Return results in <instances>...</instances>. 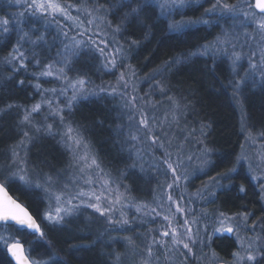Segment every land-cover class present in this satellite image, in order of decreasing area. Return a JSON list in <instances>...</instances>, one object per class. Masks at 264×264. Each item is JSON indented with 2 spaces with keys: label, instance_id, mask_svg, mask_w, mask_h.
<instances>
[{
  "label": "rangeland",
  "instance_id": "1",
  "mask_svg": "<svg viewBox=\"0 0 264 264\" xmlns=\"http://www.w3.org/2000/svg\"><path fill=\"white\" fill-rule=\"evenodd\" d=\"M7 1L10 4L4 2L6 7L13 9L17 14V17L14 15L15 18L9 23V30H15L13 34L16 38L10 52L0 62L3 66L6 65L12 70L10 74L17 72L21 68V59L14 48L19 47L22 53H25L27 49V54L32 56V63L24 70L31 77L30 83L35 92V101L27 104L26 108L13 109L12 112L10 111V116L6 117L7 120L12 122V130L15 136L6 148L0 152V182L2 181L5 184V182L11 181L23 185L27 189H36L45 203L39 219L43 225L49 228L50 232H54L60 240L65 238V234H63V231L59 232V229L68 225L66 231L71 230L70 235L72 238L79 239L80 247L84 245L86 248L90 245L89 256L101 260L85 261V264H188L189 261H198L200 262L198 264H230L233 259L232 253L229 259L225 260L220 258L209 246L210 234L211 237L222 235L213 233V227L218 226L216 217L222 211L219 212L215 208L211 209L209 203L214 199L213 193H215V190L225 186L223 180H229V175L233 173L227 171L222 173H227V175H207L210 148L204 140V127H201L198 121L195 124L196 121L193 122L192 117H188L193 110L190 101H187L184 97L179 100L176 95L166 90L164 86L166 84L164 81L166 72L162 70L158 73L150 72L146 79L137 80L127 67V61H124V66L121 65V68L105 69L104 64L112 57L117 47H122L123 52L131 51L119 43L115 33H113V25L118 22L112 21L113 15L117 18L115 12L116 2L108 0L104 4L100 0H59L72 17L83 22L82 26L77 27L73 24V21L65 20L61 15H57L55 19L52 16L32 15L21 6L24 0ZM140 2L141 0L137 1V3ZM222 2L235 5L239 18L234 20L231 14L227 13L221 18L219 9H217L215 15L205 14V9L210 8L215 0H198V2L191 3L184 9L173 12L167 18L163 17L168 23L173 20L209 21L208 24L197 23L190 26L205 27L210 30L212 37L209 42L195 49L193 53L197 54L194 56H209L215 60L221 59L227 64L232 76L229 83L231 91L241 110L243 87L246 84H249L252 89L264 86V77H262V74H264V39H262L264 33L260 32L255 21L246 20L243 13L245 11L256 12L257 20L261 18V14L255 9L250 10L248 8L253 0H222ZM118 3L121 4L122 2L118 1ZM2 5V2H0L1 8ZM196 6L200 17L196 19L186 18L184 16L185 11ZM156 7L160 14V8L157 5ZM20 13H24V15L21 16ZM89 20L93 21L91 25H88ZM213 28L215 29L212 32ZM85 29H87L85 35L80 36L78 33ZM24 32H28L30 35L27 40L21 41L20 37ZM64 32L68 33L67 37L63 35ZM7 33L0 31V35H6ZM41 35L44 36V40L34 46L30 41ZM74 36L77 39L84 40L87 47L81 51L78 57L71 58L64 72L67 80L57 79L56 70L63 66L61 61L67 55L64 45L68 44ZM89 37L95 40L96 45L100 48L104 47V43H101V41L107 42L106 57H101L97 47L89 42ZM217 37H220V40L226 41V43L220 44L218 48L216 46L210 47L207 54H201L205 45H215ZM234 52L240 54V60L235 64H233ZM10 54L16 55L17 59L9 62L11 59ZM87 56L95 59V68L93 67L91 70L94 72L95 70L103 71L104 78L90 80L80 75L82 72L77 65L79 62H83ZM123 58L125 60L126 57L123 56ZM182 59L186 60L189 57H183ZM37 60L41 61L39 65L36 63ZM253 63L256 65L255 69L251 67ZM48 64L54 65L52 69L54 75L50 77L40 76L39 74L46 70ZM109 68H111L110 64ZM121 72L124 73L125 80L128 83L126 89L123 87L124 82L119 81ZM80 78L88 82L86 92L77 94V99L72 102V106L69 108L67 105L73 91L68 85ZM37 84L40 85L39 89L35 87ZM113 87L117 89L115 93H112ZM101 88H104L105 91H101ZM25 89L23 82L22 98L29 97ZM53 89L56 91L53 92ZM61 89H65L64 94H61ZM188 94L189 90L185 88V96H188ZM101 97L115 101V114L117 115L114 118L115 130L120 131V136H123L124 144L131 157L129 168L122 174L120 173V166H118L121 156L112 144L108 145L109 148L106 149V155L111 159L108 160V163L97 161L99 168L81 173L80 168L83 163L79 162L77 158L82 154V150L75 153L61 142V134L66 130V127L71 125L74 128L70 114L75 105L80 101ZM133 97H135L134 101L132 100ZM47 101H51L53 108L63 110L61 113L64 116L63 124L58 116L53 117L51 115ZM130 101L132 103H129ZM37 103H42L41 111L32 115L30 123L23 122L25 110L30 111L32 106ZM133 103L135 107L132 106ZM101 106L104 109L107 108L105 104H101ZM4 109L9 110V108ZM173 113L176 114L178 123L173 120ZM130 116H134V118L129 120ZM141 116H147L150 121L155 118L154 133L164 143L163 149L152 144L147 130L140 129L137 131ZM80 118V114L75 116L76 120L73 117L82 126L84 124ZM160 121H164V123L161 125ZM48 124L53 125V134L51 135L47 132ZM2 127L3 125L0 124V129ZM242 127L245 134L238 156L246 157V159L242 160L239 165L244 166V171L256 184L261 199L264 200L261 193V185H264V138H262V133H259L258 136L251 133L245 124ZM38 128L39 131H37ZM24 131L28 133L27 137H25ZM130 134H137L138 140H131L129 138ZM90 135L95 137L91 133ZM22 141L23 143H21ZM206 148L207 152H205ZM14 151L18 153L15 161L13 159ZM165 151L171 153L170 160L173 164H180L177 171L181 179L178 181V186H174L172 189L168 188V184L172 183L173 177L171 172L168 171L167 165L162 162ZM50 152H54V155L59 156L54 163L45 160V155ZM91 155L94 156L93 153ZM188 157H191V160ZM107 159L109 158L107 157ZM203 160H207L208 163L201 171ZM250 164L252 170L249 169ZM239 165L236 163L234 166L237 169ZM21 167L24 168L22 174L31 181L30 184L21 182L19 174L13 175V173H19ZM130 171L132 173L136 172L140 177L131 173L126 174ZM166 172L167 176L165 175ZM186 174L188 176L187 180L184 179ZM198 175L204 178L198 188H194L191 182ZM252 176H256L257 179L253 180ZM89 177L93 181L92 184L85 183V180ZM49 178L51 179L49 180ZM105 180L108 181L107 185L104 183ZM37 183L41 186L36 187ZM81 190L85 192L94 191L96 195L101 193L107 195L111 192L110 199L115 201L119 195L120 201L119 203L109 204L107 200H102L100 202L101 207L111 208L112 211L105 216H101L94 208L88 206L90 203H98L94 198L90 200L88 196H84L72 199ZM61 193H63V196L58 205L55 197ZM147 193L149 197L145 200L144 197ZM169 194L173 196V201H168ZM70 199L71 203H68ZM177 203L185 209L183 214L176 212ZM58 206L69 208L71 212L63 215V219L59 223L48 220L46 213L55 215V209ZM137 208L140 209L139 212ZM153 208L160 213L159 216L152 212ZM223 213L226 216H236L242 212ZM165 215L175 216L172 227L177 229L180 234L178 238L184 240V242H188L184 220L187 219L190 222L189 226L193 230V238L197 240V243L192 246L194 255H185L187 250L183 248V244L174 245L171 235L161 236V232L170 230L168 222L163 219ZM110 218L114 221L127 219L129 223L123 226L116 223L109 224ZM194 219L197 222L191 223ZM233 223L240 225V236L244 240H247L248 237L260 236L259 230H255V226L248 222L245 223L238 219ZM5 233L4 229L0 230V236L10 237L9 240H20L19 237L12 234L6 236ZM202 235L205 237L204 240ZM223 235H229L233 238L236 246L233 251H236L238 249L236 236L227 233ZM40 240V237H37L34 239L35 243L32 242L34 244L33 253H30V247L26 249V252L34 264H50L51 261L56 259V256L51 252L49 254L48 250L38 256L37 248H34V246ZM258 243L261 246L262 243L264 244V239L262 240L261 237ZM149 246L152 248L151 256L148 255ZM44 247L46 248V245ZM213 253L216 254L214 262ZM117 256H119V260H117ZM257 262H259L258 264H264L263 252L257 255Z\"/></svg>",
  "mask_w": 264,
  "mask_h": 264
},
{
  "label": "trees",
  "instance_id": "2",
  "mask_svg": "<svg viewBox=\"0 0 264 264\" xmlns=\"http://www.w3.org/2000/svg\"><path fill=\"white\" fill-rule=\"evenodd\" d=\"M107 1L100 0L104 4ZM112 1L116 2L115 12L117 18L113 15V19H111L112 21H118L113 25V33H115L119 43L126 46L127 50H131L123 52V56L126 57L125 60L122 55L117 57L116 68H121V65L124 66V61L128 60L127 67L137 80L146 79L150 72L158 73L161 70L166 72L164 78L166 90L176 95L179 100L184 97L187 101H190L193 110L188 117H192V121H196L195 124L198 121L206 131L205 143L211 150V162L207 175L227 172L236 164L244 140L243 124L251 133L257 136L262 133V138H264V88L252 89L249 85L245 86L241 95L242 108L241 110L238 109L229 84L232 76H230L227 64L221 59L215 60L209 56L191 55L197 47L199 48L210 41L212 38L210 30L203 26H197L188 27L181 31H170L168 21L159 14L156 5L145 6L138 16L125 18V14L130 11V8L137 6L138 0H132L131 5L124 4L122 0ZM118 1L122 3L120 4ZM0 2L3 4L2 8L0 6V19L7 18L10 23L17 17V14L13 9L6 7L4 2L9 3V1L0 0ZM184 16L188 19L199 18L198 7L188 8ZM117 26L120 28L119 32L116 31ZM214 29L211 31L213 32ZM14 31L11 29L6 35H0V61L10 52L16 38L13 34ZM24 54L25 67L19 68L17 72L12 74H10L12 70L6 65L3 66L0 62V124L3 125L0 129V152L6 148L15 136L12 130V122L7 120L6 117L10 116L13 109L22 108V105L35 101V92L30 83L31 77L24 70L32 63V56L27 54V49ZM183 57H189V59H182ZM178 58H180V62L176 63L175 61ZM84 59L83 62L78 61L79 64L77 62L78 69L82 72L80 75L90 80L104 78L103 71L95 70L94 72L91 70L95 64L93 57L87 56ZM21 81L25 84L28 98H22ZM185 88L189 90L188 96H185ZM113 101L102 97L80 101L73 108L70 119L74 129H77L83 140L89 144V149L98 162L103 163L106 161L108 163V160H111L106 155L108 145L112 144L118 150L121 156L118 166H120V173L122 174L129 168L131 157L124 144L123 136H120V131L115 130L116 103ZM101 104H105L107 108H102ZM4 108H9V110ZM79 114L81 115V122L84 124L82 126L75 121V116ZM89 132L95 137H92ZM45 158V160L54 163L59 156L54 155V152H50L45 155ZM244 172V166L239 165L236 172L228 177L232 184L231 188L214 193V199L209 203V206L219 212L248 213L249 219L247 222L254 225L255 230H259L260 237L263 240L264 200L261 199L255 184ZM203 178V176H196L191 185L198 188ZM5 185L9 193L22 204H25L39 222L40 212H42L45 204L41 194L36 189H25L16 182H5ZM242 185L245 189L244 192L240 191ZM148 197L147 193L144 199L147 200ZM40 224L42 236L45 239H50V242L52 240V243L57 244L59 247H57L59 250H56L58 256L50 264H85V261H101L99 258L89 256L90 245L86 248L83 245L80 248L79 239H74L70 235L76 246L80 248L79 255H73L65 243H61L63 240L57 238L54 232H50L51 230L44 226L41 221ZM2 229L6 232V236L12 234L19 237L25 247H30V253H33L34 244L32 242L40 237L39 234L33 235L24 228L9 224H0V230ZM36 246L37 244L34 248ZM209 246L220 258L225 260L229 259L230 254L236 247L233 238L223 234L212 236L209 240ZM261 246L264 247V244L262 243ZM47 250L46 245L44 252ZM198 263L200 262L189 261L188 264ZM0 264H13L3 244H0Z\"/></svg>",
  "mask_w": 264,
  "mask_h": 264
},
{
  "label": "snow or ice",
  "instance_id": "3",
  "mask_svg": "<svg viewBox=\"0 0 264 264\" xmlns=\"http://www.w3.org/2000/svg\"><path fill=\"white\" fill-rule=\"evenodd\" d=\"M124 4L131 5L132 0H122ZM198 2V0H141L140 3L137 4L136 7H131L130 11L125 14V18L132 16H138L140 12L143 10L145 6L148 5H157L160 8V15L165 16L166 18L170 16L173 12L179 11L181 9H184L185 7L189 6L191 3ZM22 7L25 8V10L32 15H41V16H52L54 19L57 15H61L64 17L65 20H71L73 21V24L77 27L82 26L81 21H78V18L72 17L68 10L65 8L64 5H62L59 0H24ZM248 8L258 10L259 14H261V18L257 20L256 18V12L253 11H245L243 13V16L246 20L250 19L252 21L256 22L257 28L260 30L261 33H264V0H254V3H250L248 5ZM217 9L220 10L219 14L220 17L223 18V16L227 14H231L232 18L238 19V15L236 13V6L235 5H229L227 3H223L222 0H215V3L211 5L210 8L205 9V14L207 15H215L217 13ZM21 16L24 15V13H20ZM93 23L92 20L88 21V25H91ZM197 23H204L208 24V20H203V21H175L173 20L168 24V29L170 31H181L182 29H185L187 27H190L193 24ZM0 31L7 33L9 31V19L4 18L0 19ZM87 29L84 31L79 32L78 34L80 36L85 35V32ZM116 31L119 32L120 28L117 26ZM28 32H24L23 35L20 37L21 41L27 40L29 37ZM63 35L67 37L68 33L64 32ZM264 39V37H262ZM44 40V36L41 35L37 37L35 40H31L30 42L35 46L40 43V41ZM89 42L97 47V50L100 52L101 57H106L107 52L106 49L108 47L107 42L101 41V43H104V47L100 48L96 45V41L92 40L91 37H89ZM226 43V41H221L220 37H217V41L215 45H205L203 53L201 54H207L209 51L210 47L216 46L217 48L219 47L220 44ZM87 47V44L84 40L82 39H77L75 36L71 38V41L68 44L64 45V50L67 53V55L63 58L61 61L62 65L60 68L56 70V78L57 79H65L67 80V76L64 75L65 68L69 65L71 58L73 57H78L81 53V51ZM14 51L18 53L21 63L20 67L24 68L25 63H24V53L20 52L19 47L14 48ZM123 52L122 47H117L115 49L114 54L110 59H108L107 63L104 64L105 69L111 70L117 67V57L121 55ZM197 53H192L191 55H196ZM59 55V53H58ZM11 59L9 62L14 61L17 59L16 55H11ZM233 64H235L237 61L240 60V54L239 53H233ZM176 63L180 62V58H178ZM37 65L41 63V61L37 60L36 61ZM109 64L111 65V68H109ZM54 65L53 64H48L46 66V70L42 71L39 75L40 76H45V77H50L53 76L54 73L52 71ZM251 67L253 69L256 68V65L253 63L251 64ZM262 77H264V74H262ZM119 81H123V87L126 89L128 87V83L125 80L124 73L121 72ZM21 84L23 81L20 82ZM87 81L83 78L77 79L75 81H72L68 86L72 89L73 95L71 99L68 102V107L70 108L72 106V102L77 99V94L79 93H85L86 92V85ZM239 83V82H237ZM37 89L40 88V85L37 84L35 85ZM116 88H112V93L116 92ZM53 92L56 90L53 89ZM101 91H105L104 88H101ZM163 91V89H161ZM65 89H61V94H64ZM132 100H135V97L132 98ZM48 104L49 109L51 110V115L53 117L58 116L60 119V122L63 124L64 123V116L61 114L62 109L59 108H53L51 101L46 102ZM129 103H132L131 101ZM133 107H135V104H132ZM11 107V106H10ZM42 109V103H37L32 106L31 110L28 111L27 109L25 110V115L23 117V122H31V117L34 113H39ZM134 116H130L129 120H132ZM173 120L178 123V120H176V114L173 113ZM156 123L155 118H153L151 121L147 116H141V119L139 120V127L137 131L140 129H145L147 130L149 134V138L151 139V142L153 145H158L159 148L163 149L164 148V143L161 141L160 137L157 136L154 133V128L153 125ZM164 121H160V124L162 125ZM53 125L48 124L47 125V132L48 134H53L52 132ZM40 129L38 128L37 131ZM25 137L28 136V133H24ZM131 140L136 141L138 140V135L137 134H130L129 137ZM61 142L65 144L70 151H73L75 153H78L82 150V154L78 156V161L83 163V166L80 168L81 173H85L86 171H90L93 168H99V164L94 156L91 155L89 145L84 142L83 138L80 136L79 132L74 129L71 125H68L66 127V130L61 134ZM170 142V141H169ZM23 143V141L21 142ZM208 150L205 149V152ZM18 156V153L14 151L13 153V159L15 161L16 157ZM171 158V153L165 151L164 153V159H163V164L167 165L168 171L171 172V176L173 177L172 183L168 184V188L172 189L174 186H178V181L181 179L180 175L178 174L177 169L180 167V164H173L170 160ZM189 160H191V157H188ZM246 157L243 156H238L237 157V165L241 163L242 160H245ZM23 163V161H21ZM208 163L207 160H203L201 162V171H203V167L206 166ZM249 169L252 170L251 164L249 165ZM236 167L234 166L233 168L228 169V173H234L236 172ZM102 171V170H101ZM24 168L21 167L19 168V173H13V175L19 174V180L25 184H30L31 181L26 178L24 174ZM167 176V172L165 173ZM221 175H227L226 174H221ZM51 178H49L50 180ZM184 179L187 180L188 176L187 174L184 176ZM215 179V178H212ZM253 180H256V176H252ZM86 184H92L93 181L91 177H89L87 180H85ZM105 185L108 184V181H104ZM41 185L39 183L36 184V187H40ZM244 187L243 185L240 188L241 192H244ZM261 193H262V198H264V185H261ZM112 193L109 192L107 195L104 193H101L100 195H96V193L93 192H85L83 190L79 191L76 196L72 197V199H75L77 197H84L88 196L89 199H95L98 203L95 204H89V207L94 208L97 212L100 213L101 216H105L107 213H110L112 211L111 208H102L101 207V201L102 200H107L109 204L113 203H119L120 201V196L118 195L115 199V201L111 200ZM214 195V193H213ZM63 193L56 195L55 199L57 204H60V201L62 199ZM168 201H173V196L171 194L168 195L167 197ZM68 203H71V199L68 201ZM137 211L139 212L140 209L137 208ZM71 212V209L69 208H63V207H56L55 209V215L51 213H46V218L50 221H56L59 223L63 219V215H67ZM152 212L156 214V216H159L160 213L156 212V209L153 208ZM176 212L177 213H184L185 209L181 207L177 203L176 207ZM163 219L168 222L169 226V231H163L161 232V236L167 237L171 235L172 237V243L178 244L182 243L183 248L187 250L185 255L188 254H193L194 255V250H193V245L197 243V240L193 238V230L189 226V221L187 219L184 220V226H185V234L187 236L188 242H184V240L179 239V233L176 228L172 227L173 221L175 220V216H168L165 215L163 216ZM242 220L243 222H247L249 219V214L248 213H239L236 216H226L223 212L219 213V215L216 217V224L218 226L213 227V233H220V234H232L236 236V243L238 245V249L236 251L232 252V261L230 264H258L257 262V255L260 254L261 252H264V247L259 245V241L261 240V237L258 235L255 238L248 237L247 240H244L240 236V225L233 223L235 220ZM0 221L7 223L8 221H13L15 222L16 225L21 226V227H26L27 229L32 230L34 233H43L41 232V228L39 224L33 219V217L29 214V212L19 203L16 202L15 199H13L9 194L8 191H6V186L4 184H0ZM109 224L116 223L118 225H127L129 221L127 219H121L119 221H114L113 219H109ZM197 220L194 219L191 223H196ZM254 230V228H253ZM211 234L209 235V239H211ZM10 237H4L0 236V244H3L4 246L7 247V252L11 255L12 259L15 261V264H34L33 261L30 260V258L25 254V251L19 241H15L12 243H9L8 240ZM155 243V241H154ZM148 255H152V248L149 246L148 248ZM213 262L215 261L216 254L213 253ZM119 256H117V260H119Z\"/></svg>",
  "mask_w": 264,
  "mask_h": 264
},
{
  "label": "bare ground",
  "instance_id": "4",
  "mask_svg": "<svg viewBox=\"0 0 264 264\" xmlns=\"http://www.w3.org/2000/svg\"><path fill=\"white\" fill-rule=\"evenodd\" d=\"M129 61L127 60V64H129L128 63ZM228 68V67H227ZM228 71H229V68H228ZM230 72V71H229ZM230 76H231V74H230ZM249 84H246L245 86H248ZM244 86V87H245ZM250 86V85H249ZM243 87V88H244ZM259 88H264V86H260ZM22 107L23 108H26L27 106L26 105H22ZM20 108H18V110H19ZM238 109H239V107H238ZM17 110V109H16ZM25 132V131H24ZM204 134L206 133V131H205V129H204ZM18 136H20V135H18ZM206 136V135H205ZM204 140H205V137H204ZM12 141V140H11ZM207 149V148H206ZM210 155H211V150H210ZM210 162H211V156H210V160H209V165H208V168H209V166H210ZM128 173H131V172H126V174H128ZM248 177H249V175L246 173V172H244ZM131 174H134V175H136V176H138V177H140L136 172H133V173H131ZM250 178V177H249ZM251 179V178H250ZM223 184H225V186H222L221 188H219V190H215V193H217L218 191H220V192H222V191H226V190H229V188H231V186H232V184H231V182H230V180H223ZM253 182V181H252ZM1 183V182H0ZM254 183V182H253ZM1 184H3V183H1ZM255 184V183H254ZM5 185V184H4ZM6 186V185H5ZM22 187L23 188H25V189H27L26 187H24L23 185H22ZM255 187H256V190L258 191V193H259V190L257 189V186H256V184H255ZM6 188H7V186H6ZM260 194V193H259ZM13 197V196H12ZM14 198V197H13ZM14 199H16V198H14ZM17 200V199H16ZM24 206L28 209V207L24 204ZM29 210V209H28ZM30 211V210H29ZM67 223V222H66ZM39 226H40V228H41V225H40V223H39ZM68 225H65V227H63V228H60L59 229V232L60 231H63L64 233L63 234H65V238L64 239H61V240H63L61 243L63 244V243H65V245H66V247L67 248H69L70 249V251H72V254L73 255H79V253H80V248L79 247H77L76 246V244H75V242H73V240L71 239V237H70V234L72 233L71 232V230L70 231H66V227H67ZM41 232H42V228H41ZM39 235H40V241H39V243L37 244V246H36V250H37V254H38V256H40L41 255V253L42 252H44V245H47L48 247H49V249H48V252H49V254H50V252H51V254H54L55 256H58V252L56 251V250H59L58 248V245L56 244V245H54L53 243H52V240H51V242H50V239L48 240V239H45V237H43L42 235H41V233H39ZM204 236L202 235V239L204 240ZM210 240V239H209ZM8 242L9 243H12V242H15L14 240H8ZM58 247V248H57ZM55 248H57V249H55ZM26 249H27V247H26ZM5 250L7 251V247L5 246ZM46 252V251H45ZM55 260V259H54ZM53 260V261H54Z\"/></svg>",
  "mask_w": 264,
  "mask_h": 264
},
{
  "label": "water",
  "instance_id": "5",
  "mask_svg": "<svg viewBox=\"0 0 264 264\" xmlns=\"http://www.w3.org/2000/svg\"><path fill=\"white\" fill-rule=\"evenodd\" d=\"M253 3H254V0H253ZM258 11V10H257ZM1 184V183H0ZM6 191H8V189L6 188ZM8 194L12 197V195L9 193V191H8ZM13 198V197H12ZM14 199V198H13ZM16 200V199H15ZM16 202L17 203H19V204H21L28 212H29V214L33 217V219L37 222V224H39V222H38V220H37V218L24 206V204H22L20 201H18V200H16ZM0 224H9V225H14V226H17V227H21V226H18V225H16L15 224V222H13V221H8L7 223H5V222H2V221H0ZM22 228H25L29 233H31V234H33V235H37L38 233H34L32 230H30V229H27L26 227H22ZM19 242L21 243V245H22V247H23V249H24V251H25V254L28 256V254H27V252H26V247H25V245L23 244V242H21L20 240H19ZM8 253V252H7ZM8 255L10 256V258H11V260H12V262H13V264H15V261L12 259V257H11V255L8 253ZM29 257V256H28ZM30 258V257H29ZM31 260V259H30ZM32 261V260H31ZM213 264H226V263H213Z\"/></svg>",
  "mask_w": 264,
  "mask_h": 264
}]
</instances>
